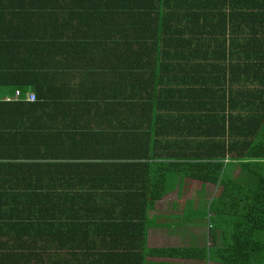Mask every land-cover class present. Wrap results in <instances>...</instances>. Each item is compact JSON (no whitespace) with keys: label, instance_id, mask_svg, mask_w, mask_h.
<instances>
[{"label":"trees","instance_id":"16d2710c","mask_svg":"<svg viewBox=\"0 0 264 264\" xmlns=\"http://www.w3.org/2000/svg\"><path fill=\"white\" fill-rule=\"evenodd\" d=\"M30 88L36 124L1 133L0 157L54 159L64 190L19 247L0 185V264H264V0H0V98ZM186 181L219 187L186 217L212 245L150 246Z\"/></svg>","mask_w":264,"mask_h":264},{"label":"crops","instance_id":"0c3cea01","mask_svg":"<svg viewBox=\"0 0 264 264\" xmlns=\"http://www.w3.org/2000/svg\"><path fill=\"white\" fill-rule=\"evenodd\" d=\"M8 43L11 46L16 45V42H3V47ZM9 79L10 76H2V81H4L3 85L1 86L2 94H6L2 88H5L4 86L6 85L4 84H8ZM28 92L36 93L33 88H30ZM17 101L20 102L17 106L14 105V101L1 105V108L3 109L2 112L8 114L7 116H3L6 117V124H1L0 122V134L10 133L20 128V125L22 127H30L36 124L35 119H31L26 116V111H23L21 114H19V112L22 110V106L20 108L18 106H20L22 101L27 103L29 102L24 100L22 97ZM0 102H3V100ZM34 117L36 116L34 115ZM28 146L30 148L35 147L32 143H28ZM6 161L15 164H28L27 168L20 164L18 167L12 165L11 167L7 168V172L5 171L2 176H0V185L3 192L1 200H5L2 205L3 219L1 222V227L3 231H1L4 237L9 238L10 244L18 246L21 242L29 241L32 237H35L38 230L39 232H42V228L43 226H46V222L51 221L49 213H45L43 211L45 208V203H48L47 200H53V197L47 194V187L54 186L57 188V190H64V177L61 176V178H58V174L52 175L56 172L51 165L46 167V165L44 166L40 164L47 161L54 162V159L26 158L22 156L12 157L9 155L0 157V163H4ZM83 183L91 185L92 182L90 180H83ZM170 185V192L157 202L156 209L152 211H158L160 208V203H162L163 200H171L169 204L173 209L176 206V202H179V207L175 208L176 210L174 209L175 212H167V215H163L169 218L168 221L160 222L156 220L155 223L157 224H155V226L152 228L156 229L158 227H171L167 225L168 222L173 223L172 226L174 223H178L180 225L184 221L185 223L183 225L187 223H195L186 220V217L188 215H192L193 208L198 209L197 200H200L203 203V200L208 199L211 189L210 185L213 184L207 183L202 187V185L196 181L193 183L186 181L184 182L183 186H181L180 183L174 185V182L173 184L170 183ZM39 200H43L42 205ZM56 200H64V198H58ZM188 201L192 202V206L188 207L189 210H186ZM49 210H51V208ZM172 219H175V221L173 222ZM26 262L28 263V258L22 260L19 264Z\"/></svg>","mask_w":264,"mask_h":264},{"label":"rangeland","instance_id":"374dc122","mask_svg":"<svg viewBox=\"0 0 264 264\" xmlns=\"http://www.w3.org/2000/svg\"><path fill=\"white\" fill-rule=\"evenodd\" d=\"M210 198L209 200H212V197L217 194L218 192V186L210 185ZM171 200H163L162 203H160V208L158 211H150V215H156L158 216V221H168L169 218L166 213L169 212H175L174 209L169 204ZM177 206V205H176ZM197 207L198 209L203 207L202 201L197 200ZM176 210V209H175ZM161 214V215H159ZM174 222L175 219H172ZM154 223L155 220H152ZM210 226L208 225V219L204 220H197L195 223H187L183 226H178L174 223L171 227H158V228H151L149 231V245L150 246H166V245H192V244H198V245H206L210 246L212 245V241L210 238ZM178 261H182L185 264H215L213 262H203V261H194V260H182L178 259Z\"/></svg>","mask_w":264,"mask_h":264},{"label":"built area","instance_id":"2783aa9c","mask_svg":"<svg viewBox=\"0 0 264 264\" xmlns=\"http://www.w3.org/2000/svg\"><path fill=\"white\" fill-rule=\"evenodd\" d=\"M21 95H22V91L20 89H17L15 91V95L5 96V98L3 99L0 98V101L3 100L9 102V101L19 100L21 98ZM23 99L28 102H34L37 100V95L35 92H28Z\"/></svg>","mask_w":264,"mask_h":264},{"label":"clouds","instance_id":"9594fccd","mask_svg":"<svg viewBox=\"0 0 264 264\" xmlns=\"http://www.w3.org/2000/svg\"><path fill=\"white\" fill-rule=\"evenodd\" d=\"M16 101V100H15Z\"/></svg>","mask_w":264,"mask_h":264}]
</instances>
